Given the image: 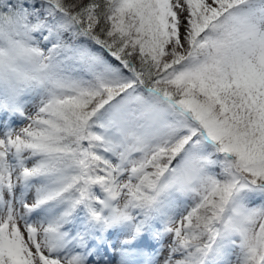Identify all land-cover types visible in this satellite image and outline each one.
<instances>
[{"label":"snow or ice","instance_id":"1","mask_svg":"<svg viewBox=\"0 0 264 264\" xmlns=\"http://www.w3.org/2000/svg\"><path fill=\"white\" fill-rule=\"evenodd\" d=\"M0 264H264V0H0Z\"/></svg>","mask_w":264,"mask_h":264}]
</instances>
